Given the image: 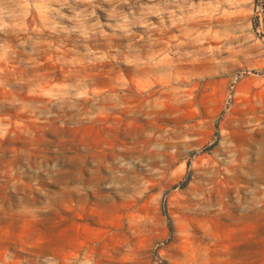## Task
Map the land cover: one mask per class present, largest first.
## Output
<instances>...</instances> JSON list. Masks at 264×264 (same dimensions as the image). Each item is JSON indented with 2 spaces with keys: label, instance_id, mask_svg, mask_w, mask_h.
<instances>
[{
  "label": "rangeland",
  "instance_id": "rangeland-1",
  "mask_svg": "<svg viewBox=\"0 0 264 264\" xmlns=\"http://www.w3.org/2000/svg\"><path fill=\"white\" fill-rule=\"evenodd\" d=\"M0 264H264V0H0Z\"/></svg>",
  "mask_w": 264,
  "mask_h": 264
}]
</instances>
